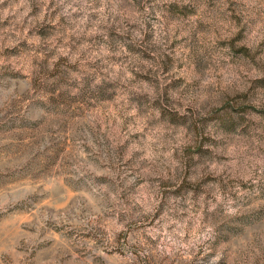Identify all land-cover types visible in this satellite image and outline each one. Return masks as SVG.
Masks as SVG:
<instances>
[{"label": "rangeland", "instance_id": "374dc122", "mask_svg": "<svg viewBox=\"0 0 264 264\" xmlns=\"http://www.w3.org/2000/svg\"><path fill=\"white\" fill-rule=\"evenodd\" d=\"M0 264H264V0H0Z\"/></svg>", "mask_w": 264, "mask_h": 264}]
</instances>
